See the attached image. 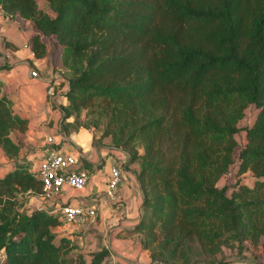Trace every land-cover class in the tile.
Returning <instances> with one entry per match:
<instances>
[{
	"label": "trees",
	"instance_id": "trees-1",
	"mask_svg": "<svg viewBox=\"0 0 264 264\" xmlns=\"http://www.w3.org/2000/svg\"><path fill=\"white\" fill-rule=\"evenodd\" d=\"M43 1L47 10L0 0V11L30 22L34 57L45 55L46 37L60 46L59 132L98 131L136 162L132 231L150 264H230L224 248L242 253L245 241L264 239V0ZM25 128L0 92V151L10 165L0 175V264H104L106 248L86 260L70 234L55 231L59 213L28 205L41 184L19 153ZM93 166L78 156L73 170L89 175ZM232 168L227 192L218 182ZM246 173L250 184L240 180Z\"/></svg>",
	"mask_w": 264,
	"mask_h": 264
},
{
	"label": "crops",
	"instance_id": "crops-1",
	"mask_svg": "<svg viewBox=\"0 0 264 264\" xmlns=\"http://www.w3.org/2000/svg\"><path fill=\"white\" fill-rule=\"evenodd\" d=\"M36 3L41 8L37 0ZM34 33L29 21L17 15H0V66H3L0 68V92L10 101L11 110L26 120V128L18 136L24 145L33 147V153L27 159L33 160L32 169L36 170L44 139L51 136L59 142L61 150L76 154L93 164L95 172L89 174L84 188L80 191L64 187L50 200H41L36 195H31L28 205L56 212L59 205L66 203L93 204L96 207L94 222L77 227L64 224L55 231L59 235L70 234L78 251L83 254L88 251L89 246L93 251L106 248L108 255L104 264H150L146 251L140 248L137 233L132 231L139 219L140 196L134 171L131 172L129 166H124L128 160L126 154L119 149H113L107 138H102V143L93 147L89 141L91 133L88 130L85 138L81 137L79 129L67 135L59 132L63 119L59 107L65 104L63 95L67 88V71L60 63L59 54L54 48L50 50L48 44L45 55L41 58L34 57L30 49L23 47ZM32 70L36 71L35 77L30 76ZM51 82L55 92L49 98L45 89ZM71 119L70 117L67 120ZM111 157L115 163L105 164ZM119 165L124 166L122 170ZM104 166L105 171H102ZM111 167H117L120 172L117 199L113 202L104 192ZM9 168L7 158L0 151V175ZM77 193L80 196L75 197ZM89 227H94L92 233H86ZM74 234L77 235L76 239ZM85 258L88 260L86 254Z\"/></svg>",
	"mask_w": 264,
	"mask_h": 264
},
{
	"label": "built area",
	"instance_id": "built-area-1",
	"mask_svg": "<svg viewBox=\"0 0 264 264\" xmlns=\"http://www.w3.org/2000/svg\"><path fill=\"white\" fill-rule=\"evenodd\" d=\"M23 47L30 49L28 43L24 44ZM36 75V71H30L31 77H35ZM45 93L49 98L53 97L54 86L52 82L47 85ZM57 144L59 142H56L53 137L47 136L44 139V147L36 163V170L34 171L40 181L41 191L35 195L41 200H50L58 195L64 187L80 191L84 188L89 176L83 169L73 170L78 163V156L73 153L64 152L60 149L59 145L56 147ZM119 181V169L111 167L105 186V195L111 202L117 199L116 190ZM38 209L42 208L38 207ZM95 211L96 207L93 204L68 203L59 205L56 210L60 214L63 225L69 226H79L94 222Z\"/></svg>",
	"mask_w": 264,
	"mask_h": 264
},
{
	"label": "rangeland",
	"instance_id": "rangeland-1",
	"mask_svg": "<svg viewBox=\"0 0 264 264\" xmlns=\"http://www.w3.org/2000/svg\"><path fill=\"white\" fill-rule=\"evenodd\" d=\"M37 2H38L39 6L42 9H45L46 6H45L43 0H37ZM44 41H45L46 44H48L50 50L54 48V51L57 54H60V46H58L55 43V41H54L53 38L46 37V38H44ZM252 114H253V110L252 109H250V108L249 109H246V111H245V117L239 121L238 126L241 127L244 124L249 123L251 121ZM70 130L71 129H69V131ZM79 130H80L79 133L81 134V137L82 138L87 137L86 135L90 131L91 138H90L89 141H90V143H91V145L93 147H96L97 145H99L100 143H102V138L99 137L98 131H95V130H92V129H83V128H79ZM87 130H88V132H86ZM77 131H75V132H77ZM242 134L243 133L240 132V133H237V135H236V141L238 142V144H240L241 141H242V137H243ZM22 148H24V149H21L20 150V152H19L20 153V156H22L23 152L25 151V154H24V156L26 155V159L25 160L28 163H30V169L33 171L34 170V168L32 169V162H33V160H31L30 158L27 159V156L30 155L31 153H33V149H32L33 147L32 148H29L28 146L24 145V147H22ZM114 163H115V161H114V158H112V157L105 162V164H108V165H111V164H114ZM105 166H104V168H102V171H105ZM124 166L125 167L129 166L128 168H130V171L132 172L136 168V162H134V163H128L127 160H126ZM124 166L123 165H119V169L122 170V168ZM234 170L235 169L232 168L229 171V173H227V175L223 176L221 178V180L218 182V185H220V186H223V185L226 186L227 192L230 191V189L234 185V181L237 180L235 178V175L233 174L234 173ZM94 172H95V169L92 168V171L90 172V174H92ZM240 178H241L240 179L241 182H243L245 184H250L251 181H252L251 176L248 173L240 176ZM106 182H107V180L105 181V186H106ZM77 194L78 195H76L75 197L80 196V193H77ZM74 227H77V226H74ZM93 230H94V227H91V228L89 227L88 230L86 231V233H92ZM76 236L77 235L74 234L75 239H76ZM263 241H264V239L261 238L259 240V242L257 244H255V245H251L248 241H245L243 243V245H242V247L244 249V251L242 253L241 252L238 253L236 250H228L227 248H224L222 250V252H221V255H224V256H226L227 259H230V264H264V247L262 245L263 244ZM87 250L92 252L93 251V248H91V246H89L87 248ZM88 251L85 252V254H89L90 252H88Z\"/></svg>",
	"mask_w": 264,
	"mask_h": 264
}]
</instances>
